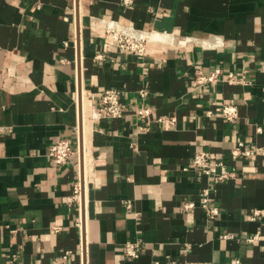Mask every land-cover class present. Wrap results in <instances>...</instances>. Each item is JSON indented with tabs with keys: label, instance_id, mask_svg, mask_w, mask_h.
Masks as SVG:
<instances>
[{
	"label": "crops",
	"instance_id": "crops-1",
	"mask_svg": "<svg viewBox=\"0 0 264 264\" xmlns=\"http://www.w3.org/2000/svg\"><path fill=\"white\" fill-rule=\"evenodd\" d=\"M111 21L142 31L145 53L125 52ZM219 66L245 82L193 90L197 67ZM108 88L126 111L94 119L92 96ZM141 104L153 108L145 129ZM223 104L237 106L234 121L207 113ZM61 138L73 153L59 165L48 150ZM239 142L257 158H233ZM197 151L235 177L214 184L193 166ZM127 241L141 242L138 257ZM66 254V264H264V0H0V264Z\"/></svg>",
	"mask_w": 264,
	"mask_h": 264
},
{
	"label": "built area",
	"instance_id": "built-area-1",
	"mask_svg": "<svg viewBox=\"0 0 264 264\" xmlns=\"http://www.w3.org/2000/svg\"><path fill=\"white\" fill-rule=\"evenodd\" d=\"M108 31L116 37L123 45L125 52L129 54H138L142 55L146 51L147 39L141 36V32L136 30L133 27L120 26L116 22L111 21L107 24ZM218 80H226L230 83L235 82H245L244 78H238L234 72L225 73L222 67H216L208 72H205L201 67H197L195 74L193 76L192 87L193 90L216 82ZM140 95L145 97L147 91L142 89L140 90ZM196 96V93H194ZM122 91L119 88H108L101 93L99 100L92 96V118L102 119V118H121L126 108L122 105ZM153 112V108L146 104H141L136 110L135 113L138 117L142 118L145 122L144 125L140 126V129L148 128L151 124L149 117ZM208 114L220 113L221 116L227 121H234L238 117V108L234 104H223L211 108L207 112ZM158 122L170 124L174 121L173 118L159 117ZM261 131V128H258ZM77 133V142L78 146L80 144L81 136V127L77 125L75 128ZM72 141L69 138H61L53 142L48 150V156L53 160L55 164H64L67 162L69 157L72 155ZM233 158L243 157L246 160H255L257 158V150L255 148H244L243 142H239L238 146L232 150ZM192 164L195 168L200 169L204 174H206L214 184H218L229 179H232L236 175L234 168L228 167L224 160L214 159L206 151H197L192 159ZM200 206L204 209L208 218H215L219 215V207L211 202V189L209 187L203 188L200 192ZM71 199L79 202L82 201V186L80 183H77L74 189V194ZM194 202H186L184 204V210L187 216H192L195 210ZM256 215H259V212L256 211L252 216V219H255ZM77 226L80 230L83 229V219L82 214L80 213L76 221ZM11 232H16L12 229ZM231 234H223L222 238L228 239L232 238ZM262 239L260 234H255L251 238H247L248 241H254ZM141 249V242L136 241H127L123 245V251L125 254L130 257L136 258L139 256ZM189 249V244L183 249L184 252H187ZM67 254L64 256V262L59 264H66ZM171 263L175 261L171 260ZM157 264V263H156ZM181 264H209L205 261H189L185 260ZM231 264H240L239 258H234Z\"/></svg>",
	"mask_w": 264,
	"mask_h": 264
},
{
	"label": "bare ground",
	"instance_id": "bare-ground-1",
	"mask_svg": "<svg viewBox=\"0 0 264 264\" xmlns=\"http://www.w3.org/2000/svg\"><path fill=\"white\" fill-rule=\"evenodd\" d=\"M142 37H144L143 35H141ZM151 37H153V35H150ZM168 37V36H167ZM144 38H146V37H144ZM157 39V38H156Z\"/></svg>",
	"mask_w": 264,
	"mask_h": 264
}]
</instances>
